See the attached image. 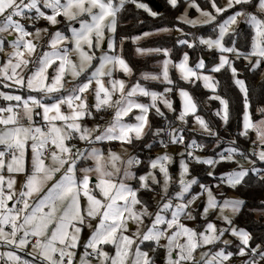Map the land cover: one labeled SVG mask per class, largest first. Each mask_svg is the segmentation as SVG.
<instances>
[{
	"label": "snow or ice",
	"instance_id": "1",
	"mask_svg": "<svg viewBox=\"0 0 264 264\" xmlns=\"http://www.w3.org/2000/svg\"><path fill=\"white\" fill-rule=\"evenodd\" d=\"M166 4L179 13L171 27L128 35L119 30L128 5L153 19L162 14L142 0H0V87L16 90H0V264H264V231L256 236L236 223L252 212L264 218V198L250 205L222 190L255 185L264 193V96L253 111L237 67L264 82V0ZM183 25L213 31L198 36ZM173 31L171 48L140 43ZM127 42L142 67L126 55ZM177 45L216 58L190 66L189 52L178 50L176 62ZM173 69L180 81L211 90L205 103L218 101L211 110L218 126L172 79ZM213 74H228L238 90L236 133L220 151L232 109ZM186 131L211 139L197 143ZM112 141L124 155L103 146ZM135 143L164 151L141 159L124 147ZM170 145L182 147L175 177ZM190 164L207 165L202 171L218 182L202 183ZM225 166L232 167L217 177Z\"/></svg>",
	"mask_w": 264,
	"mask_h": 264
},
{
	"label": "trees",
	"instance_id": "2",
	"mask_svg": "<svg viewBox=\"0 0 264 264\" xmlns=\"http://www.w3.org/2000/svg\"><path fill=\"white\" fill-rule=\"evenodd\" d=\"M147 3L151 0H144ZM159 4L162 5V17L161 18H150L147 16V13H144L142 10H136L134 6L128 5V11L124 13V18L120 21V31L128 34V35H139L143 31H152L155 27L160 26H168L171 27L172 24L171 21L174 20L175 15H179L178 12L171 9L170 6L166 4V0H155ZM149 4V3H148ZM149 6L154 10V8L149 4ZM182 10V9H181ZM155 11V10H154ZM141 19L144 20L143 25L137 23V20ZM184 30L186 32H194L198 36H207L209 33H211L213 30L211 27L203 26L198 27L196 29H193L189 26L183 25ZM243 30H247V26L243 27ZM177 33L173 31L170 35H163V36H157L149 38L145 41H142V45L144 46H159L160 44H164L165 46L171 48L172 42L177 38ZM190 38V37H189ZM178 50H184L188 51L190 55V63L192 65V62L195 61L197 58L206 59V65H211L213 60L216 58V54L209 52L208 50H205L201 52L199 49H197L196 52H193L190 49H186L185 46L177 45L176 49L173 51V59L177 62L180 59L181 52ZM126 55L130 56L132 63L136 67H142L143 66V59L140 57L135 56L132 54V46L130 42H127L126 46ZM154 64V61H149V68L152 67ZM237 67L239 68L240 72L243 73V76L247 78L246 82L250 86L252 90V100H253V111H255V107L260 106L259 101L264 96V82H262L261 76L259 73H256L253 75L252 73L245 72L243 66L240 64V62H237ZM175 81L184 89H187L189 93L194 97V99L198 103V107L200 110V114L205 117L206 120H210L214 127L218 126L220 124V121L218 118L214 117L212 115L213 109H216L218 107V101H208L205 103V98L207 96L212 95L210 91L207 89H204L199 83L197 85L193 84H187L182 81H179L177 78H175ZM216 81L219 83L217 84V94L223 96L224 98L228 99L230 102V108L232 109V119L231 124L228 127L227 131L224 128L220 129V135L224 137V141L220 147L215 149V151H220L221 148H227L230 145L227 143L229 136L228 132H231L233 137L236 133V116H235V110L238 107L237 105V91L234 86H231L230 81L228 79V74H216ZM155 90L161 89L162 85H156L154 86ZM176 109L178 112V104H176ZM169 117H172V114L169 113ZM158 120H153V123H158ZM192 123L190 120L189 127L191 128ZM184 135L190 139H195L197 143H206L209 139L208 137H203L200 134L196 132H188L186 131ZM150 139V137H149ZM241 143L243 147H249V143H244L243 138H241ZM131 152L133 154L139 155L141 159H144L145 157L151 155L154 156L156 150L160 149L161 146L156 143V146L151 149L150 151L147 149H141L140 145L138 143H135L133 146H129ZM198 152H201L203 155H211V150L204 151V150H197ZM207 165H195L190 164V168L192 171V175H198V179L202 183H208L211 182L212 184H216L218 182L217 179H214L212 177H207L204 172L202 171L203 168H207ZM232 166H225V167H218L215 171L217 173V177L219 176V173L222 171H228ZM212 170V169H209ZM224 194L230 192H233L235 195L240 196L248 201L250 205L258 204L260 199L264 196V193H261L257 190V187L254 185L252 188H244L241 190V192L237 193L233 190H230L227 188L226 185H224L223 188ZM237 225L240 227H245L246 230L253 232L256 236H259L262 231H264V218L259 217L256 215L255 212H252L250 214L242 215L240 216L237 221Z\"/></svg>",
	"mask_w": 264,
	"mask_h": 264
},
{
	"label": "rangeland",
	"instance_id": "3",
	"mask_svg": "<svg viewBox=\"0 0 264 264\" xmlns=\"http://www.w3.org/2000/svg\"><path fill=\"white\" fill-rule=\"evenodd\" d=\"M142 2L147 3V2L144 1V0H142ZM197 2L200 3V4H203V3H204V0H197ZM221 2H223V0H221ZM147 4H148V3H147ZM181 11H182V10H181ZM189 15H190L191 17H195V16L198 15V13L195 12V9H190V10H189ZM74 26H78V25H74ZM205 26H206V25H205ZM189 27H190V26H189ZM198 27H203V26H198ZM242 27H245V26H242ZM165 35H166V34H165ZM153 37H157V36H153ZM205 37H207V36H205ZM150 38H152V37H150ZM147 39H149V38H147ZM147 39H146V40H147ZM142 41H145V40H142ZM142 41H140V43H142ZM204 61H205V63H206V59H204ZM177 62H178V61H177ZM190 66H192L191 63H190ZM206 74H207V73H206ZM213 75H214L215 80H216V74H213ZM121 76H122V74H121ZM170 76L172 77V79H173L174 81H175V78H177V79L179 80L178 73H177V71L174 70V69L170 71ZM66 79H70V76L66 77ZM105 79H106V78H105ZM179 81H180V80H179ZM182 82H184V81H182ZM184 83H187V82H184ZM197 83H199V84L203 87L202 82H197ZM187 84H188V83H187ZM66 86L70 87V85H66ZM0 90H3V91H11V92H15V91H16L15 89H3L2 87H0ZM162 90H163V86L161 87V89H159V91H162ZM185 90H187V89H185ZM207 90L211 92V90H209V89H207ZM187 91H188V90H187ZM217 91H218V88L216 89V92H217ZM211 94H213V93L211 92ZM89 98H90L91 102L94 103V100L92 99V94H91V93H89ZM171 98L173 99V103H174V107H175V108H176V104H178V111H179L180 108H181V100H180V97H179L178 93H177V94H173ZM134 111H136V110H134ZM170 114H171V113H170ZM108 119H109V116H108V115H105L103 121H99V117H97V120H98L100 123H102V124L105 123V121H107ZM125 119H127V118H125ZM86 123H88L89 125H91V124L93 123V121H92V120H86ZM191 127H192V126H191ZM196 133H198V132H196ZM198 134H199V133H198ZM250 135H253V136H254V133H250ZM74 143H75V141H74ZM79 146L82 147V145H79ZM97 146L99 147L100 145H97ZM103 146H104L105 148H107V147H111V149H112L114 152H117L118 154L124 155V152L122 151L121 142H119V141L105 142ZM250 146H251V145H250ZM250 146H249V147H250ZM124 147L127 149V153H128V154H133V152H131L129 146L124 145ZM162 151H164V149L161 147L160 149L156 150L154 156H155L156 154H158V153H161ZM167 151H168L170 154L173 155L174 160H175V162L169 166L170 172H171V173L173 174V176L175 177L176 174H177L178 171H179V164H178L179 157H178L177 153H179L180 151H182V147L179 146V145H170V146L168 147ZM196 154H197V155H202V156H204L201 152H198V151H196ZM238 158H239V157H238ZM242 162H243V161H242ZM118 163H119V162H118ZM245 166H247V165L245 164ZM226 186H227V185H226ZM194 187H196V186H194ZM222 190H223V189H222ZM142 195H145V198H146V199L149 198V196L146 195V194H143V193H142ZM225 195L228 196V197L237 196V195H235L233 192H230V191H229L228 193H226ZM262 198H264V196H263ZM216 223H217V225L219 226L220 222H219V221H216ZM225 238H227V239H232L230 236L225 237ZM21 255H24V254L21 253ZM26 258L31 259L30 257H26ZM237 264H238V262H237Z\"/></svg>",
	"mask_w": 264,
	"mask_h": 264
},
{
	"label": "water",
	"instance_id": "4",
	"mask_svg": "<svg viewBox=\"0 0 264 264\" xmlns=\"http://www.w3.org/2000/svg\"><path fill=\"white\" fill-rule=\"evenodd\" d=\"M148 3L154 8L155 11H158L160 13L162 12V5L159 4L157 1L151 0Z\"/></svg>",
	"mask_w": 264,
	"mask_h": 264
}]
</instances>
